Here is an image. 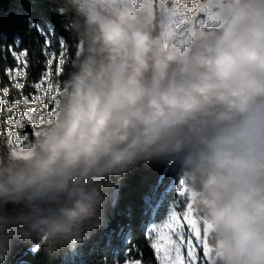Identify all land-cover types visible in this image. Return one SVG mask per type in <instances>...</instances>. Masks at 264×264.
<instances>
[{
  "label": "clouds",
  "instance_id": "9594fccd",
  "mask_svg": "<svg viewBox=\"0 0 264 264\" xmlns=\"http://www.w3.org/2000/svg\"><path fill=\"white\" fill-rule=\"evenodd\" d=\"M57 3L75 51L34 133L0 144V264L14 240L79 243L109 177L154 160L178 163L213 264H264V0Z\"/></svg>",
  "mask_w": 264,
  "mask_h": 264
},
{
  "label": "trees",
  "instance_id": "16d2710c",
  "mask_svg": "<svg viewBox=\"0 0 264 264\" xmlns=\"http://www.w3.org/2000/svg\"><path fill=\"white\" fill-rule=\"evenodd\" d=\"M68 25L63 12L58 11L57 0H0V89L9 87L8 98L33 91L27 85L38 81L43 71L36 61L45 59L41 49L46 37L52 40L57 55L59 40L64 38L72 57L75 47L72 33L66 30ZM43 31L45 35H40ZM25 49L29 61L26 87L17 90L11 87L4 68L17 66L12 50L19 53ZM55 65L54 60L53 72ZM67 70L68 64L64 66V75ZM64 75L59 77L60 83ZM173 161L154 160L124 175L109 177L114 187L106 190L102 223L87 232L79 243L49 252L39 242L14 240L3 264H124L129 258L125 256L126 251L133 245L145 261L157 264L145 232L151 218L161 221L167 210L171 195L162 191ZM140 254L133 252L132 257L140 258Z\"/></svg>",
  "mask_w": 264,
  "mask_h": 264
},
{
  "label": "snow or ice",
  "instance_id": "6c2138e0",
  "mask_svg": "<svg viewBox=\"0 0 264 264\" xmlns=\"http://www.w3.org/2000/svg\"><path fill=\"white\" fill-rule=\"evenodd\" d=\"M67 31L72 33L73 47L76 46V38L72 32L71 26L66 27ZM40 35H45L44 31ZM20 43L19 40L16 41ZM68 44L64 38L59 40V52L53 46L52 40L45 38L41 54L45 58L43 62L37 58L36 63L40 64L43 71L39 73L38 81L31 85H27L33 89L28 95H23L21 92V98L14 100L11 106L18 104L27 105L31 100L34 104L40 103V108H32L31 110H25L23 112H13L7 118L6 123L8 125L19 126L20 129L25 127L24 118L32 126H38L39 120L46 118L50 112L48 103H43L46 97H50L55 103L60 92L59 77L64 75V66L70 63L71 57L68 54ZM12 57L15 59L17 66L15 68H4V74L9 77L11 81V87L17 90H22L26 87V78L28 76L29 61L26 58L28 56V50L25 49L17 53L15 50L11 51ZM56 61L55 69L53 72V61ZM6 97L9 94V87L0 89ZM9 101L0 98V106L8 105ZM7 137L16 136V132L13 128L6 129ZM27 137V136H26ZM21 143L20 138H16L14 141H7V144ZM177 192L181 197H187V211L184 212L183 218H181L173 212L171 214L168 223H165L162 227L152 226L145 232L146 239L150 242L151 249L154 250V257L157 264H197L198 261V248L202 245V264H213V256L211 249L208 245L207 236L203 235L201 239V232L196 220V212L193 208L192 198L187 194V190L184 187L183 180L179 181ZM187 229V231H186ZM137 252L140 254V250L137 246H131L125 256L129 257L124 261V264H150V262L143 259L142 254L140 258H133L132 253Z\"/></svg>",
  "mask_w": 264,
  "mask_h": 264
},
{
  "label": "rangeland",
  "instance_id": "374dc122",
  "mask_svg": "<svg viewBox=\"0 0 264 264\" xmlns=\"http://www.w3.org/2000/svg\"><path fill=\"white\" fill-rule=\"evenodd\" d=\"M129 2L133 5H140L145 2V0H129ZM147 3L151 6V8L154 11V14L157 18L163 16V15H173L174 9L176 8L178 4V0H147ZM177 18L178 13H176ZM8 96V95H7ZM5 97L3 92L0 91V98L6 99L9 101L8 105L0 106V144L6 143L7 141H14L17 137L23 140L26 136H31L37 126H32L30 122L27 121L26 118H24V124L25 127L23 129H20L19 126L14 125H8L6 123L7 118L10 116L13 112H23L25 110H31L32 108H36L39 110L40 103H33L31 100L27 105L18 104L16 106H11L12 101L19 100L21 98V93L14 94L13 99L12 97ZM17 97V98H16ZM16 98V99H14ZM58 98V97H57ZM43 103H48L49 109L47 111H51L54 107V102L51 100L50 97H46ZM13 128L16 132V136L14 137H7L6 129ZM179 165L176 161H173L172 167L167 174V182L164 186V189L162 192L166 193L169 192L171 197L169 199V202L167 203V210L165 214L163 215V218L161 221H156L153 218H151V221H149V224L146 226V230L148 231L152 226L156 225L157 227H162L165 223H168L171 217V214L175 212L182 220L183 214L185 211H187V197H181L179 196L177 192V187L179 186ZM187 231V229H186ZM201 239H203V234L201 233ZM149 245L150 242L148 241ZM198 261L197 264H202L203 262V255H202V245L201 248H198ZM154 252V250H153Z\"/></svg>",
  "mask_w": 264,
  "mask_h": 264
},
{
  "label": "water",
  "instance_id": "95a60500",
  "mask_svg": "<svg viewBox=\"0 0 264 264\" xmlns=\"http://www.w3.org/2000/svg\"><path fill=\"white\" fill-rule=\"evenodd\" d=\"M9 207H11V205H9Z\"/></svg>",
  "mask_w": 264,
  "mask_h": 264
}]
</instances>
